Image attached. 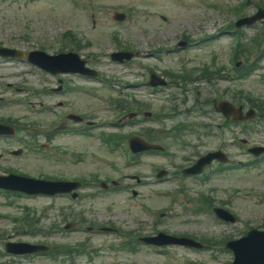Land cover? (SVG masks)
I'll use <instances>...</instances> for the list:
<instances>
[{"label":"rangeland","instance_id":"1","mask_svg":"<svg viewBox=\"0 0 264 264\" xmlns=\"http://www.w3.org/2000/svg\"><path fill=\"white\" fill-rule=\"evenodd\" d=\"M225 1V0H223ZM100 2L109 4V5H130L136 4L141 9V12L136 15V20L134 25L129 27L128 25L120 26L121 30L125 31L127 34V40L131 44L132 47L138 48L141 51L139 55V59L144 61L148 59V62H156L155 66L160 70H170V68L180 70L178 65V54L177 55H162L161 57L167 58L165 61L163 58L155 59L156 55H154V47L159 46L157 44H148L146 42L147 38H153L157 40V43H160V46L167 44L172 39L179 37L184 31L189 33L190 40L192 41L189 51L191 53L195 52H203V57L200 60H196L195 63H201L204 60H207L209 57V49L216 48L218 45H222L223 51L218 52V59H221L223 63H225L226 52H227V43L228 36L225 38H209V42H197L193 43V39L198 37L200 34L208 32L209 30H213L214 26L211 22H204L200 28L196 27L193 23V26L189 29L187 23L191 21L193 18L188 15L187 8L180 3H176V0H100ZM251 2H260L259 0H251ZM78 0H0V41L5 42L6 44L20 46V47H34L40 46L44 47L48 52H52L58 48V43L54 39L55 34L57 32H63L67 29H73L75 32H81L85 35L88 34L89 38L93 39L96 43L93 44L89 48H83L84 52H96V54L100 55L101 52H105L108 50L107 41L105 38V34L107 30L111 27L116 26L117 24L113 23V21L109 20L107 16L98 14V25L96 28H90L89 21L85 13L79 10ZM252 6L248 8L251 10ZM184 11L186 13V18L184 20L177 19V11ZM158 14L165 15L167 17V21L164 23L160 20ZM109 17V16H108ZM233 16H222L220 19V23L226 24L227 21H230ZM155 22V23H154ZM219 23V22H217ZM147 26V31H136L135 26ZM217 27V26H216ZM147 34L145 37H140L139 35ZM153 40V39H152ZM201 48V49H198ZM149 49V50H148ZM145 54H149V56H145ZM160 56V53H159ZM100 65L103 69H106L105 64H97ZM137 65H141L139 60L131 63L129 68H123L122 71L131 75L133 71H137L138 74L141 73L137 69ZM143 67V65H141ZM109 67H115L110 65ZM124 67V66H119ZM170 67V68H169ZM110 70V68H108ZM1 74H5V70L0 68ZM144 72V71H143ZM12 77V75H11ZM257 77V76H255ZM255 77L247 78L242 84L251 88L255 94L264 97V84L260 83L259 80ZM8 76H5L7 79ZM10 80H14L11 78ZM78 82H83L82 80H78ZM223 85L227 83L222 82ZM29 84H21L24 88V91H27ZM240 88H243V85H240ZM17 96L28 98L27 94L24 92L18 93ZM50 98L49 96H47ZM64 98L69 99V107L75 108L77 110H89L91 109L93 112L98 111L101 108L95 107L96 101L93 99H89L85 96H82L78 93H66L63 95ZM148 98V97H147ZM149 99V98H148ZM150 100V99H149ZM90 102L92 104L84 105L85 102ZM25 107L21 105L18 107L13 103L3 102L0 104V114L3 111L11 112L16 111V116L23 115L25 111ZM39 111L35 114L28 115L27 121L34 120L38 117ZM34 128L40 131H45L48 127L44 129H39V127L34 126ZM246 139H251L252 142H256L260 140L261 136H255L252 134H244L243 136ZM38 140H44L43 135L38 136ZM215 139H213L212 143ZM64 143L60 141L59 138H56L52 141V144L58 145L61 148V151L66 152L65 155L67 157L64 161H55V160H47L43 157L36 156L34 152L30 151L28 153H24L21 156L14 157L12 155H4L0 156V161L6 163L7 165L12 164L13 166H20L24 169L28 170L31 174H36V172L43 173H53L55 175H68L72 176L74 174L78 175H88V171L92 170L100 174H105L107 176H111L115 178V173L109 171L104 165L101 164L100 159H96L95 151H100V146L93 140L90 142L87 139L79 140V143H74L73 141H65ZM171 146L172 149L177 148L178 154L184 153L177 145H174V141L171 139H164V141ZM211 143V145H212ZM82 147H79V146ZM79 147V148H77ZM80 150H85L86 154L84 156V162L70 164L68 163V156L76 154ZM227 150L233 152L235 157L245 158V156L237 153L238 148L234 145H229ZM69 151H75L74 153H67ZM94 155L91 156L90 154ZM157 160V157L154 155L145 156L141 158V163L139 165L132 166V168L123 167V171L128 173L127 170L131 169L133 173L140 172L145 173L147 170H151L152 163ZM110 172V173H109ZM224 174H216L214 177L205 183H200L194 179H186L185 183L189 188V193H192L195 188L198 190H205L207 186L216 182L224 184L223 182L227 181L231 184H235L241 186L244 190L252 189L251 192L247 195H244V192H239L236 194V198L230 206L235 209L238 213H240L244 218L247 219L248 223L251 222H261L264 221V204L258 206V201L254 197L256 190L259 193L264 195V172L258 168L248 167L244 168L242 171H237L232 174L224 176L227 180L219 178ZM102 179L103 177L100 176ZM177 184V181H176ZM148 186H143L142 189ZM163 187L173 188L174 182H167V185H163ZM262 192H261V191ZM155 192L149 193L146 196H140L138 199L133 201H128L124 198L123 194L116 192H99L93 199H88L80 204H74L72 207H65L60 213V209L58 208L59 204L66 203L65 198H56L52 201L50 209L47 211V215L41 217L43 212L46 210L44 208L46 205H49L50 200L45 198H31V199H16L13 197L11 199V205L9 202H3L2 197H0V210H6L13 214H19L22 211V207L29 206L32 211V218L36 219L37 229L41 232L47 231L50 222L58 223L62 222L64 219L63 212H70L74 215H77L80 211H83L85 208V217L87 218L86 224L89 222H97V221H111L114 223H121L123 228L126 230H139L142 234L151 232L154 227H160L162 223H153L151 221L150 216L145 215L142 209L140 208L141 202L147 200L146 198H150L149 200L155 199ZM251 195V196H250ZM160 199H167L164 195L159 196ZM164 203V201H162ZM159 203V204H162ZM117 204V205H116ZM158 205V204H156ZM48 206V207H49ZM172 207H176L178 209L176 211L177 214H180L179 210L181 209L180 205L173 203ZM160 208H164V205H160ZM42 211V212H41ZM72 218L71 216L68 218ZM144 220V221H143ZM173 220V221H172ZM209 222V220L207 219ZM161 227L175 230L177 233H189L194 236H199L205 231H207L208 227L204 226H196V225H187L185 223H181V218L178 219L176 216V220L173 218H166L163 221ZM210 223V222H209ZM5 228L10 229L9 223L6 220L2 221ZM189 224V223H188ZM211 225V223H210ZM242 225V224H240ZM215 229L214 227H211ZM218 228V227H216ZM213 230L215 236L218 235V231ZM236 229L232 232L234 234ZM166 233H170L168 230ZM211 232L210 230L207 232ZM42 233H37V236L32 239L41 240L48 243H54V241L73 244L76 240H87V247L91 248L93 245H98L97 236L86 237L82 232H68L62 233L59 229H54L52 232L46 234V236H42ZM135 243V240H132ZM172 249L181 251L180 246L171 247ZM106 252L111 253V251L107 247H102L100 249V255L93 257L92 262L82 263L84 258L80 252H74L75 260L80 261L79 264H103L106 259ZM178 255V253H176ZM109 264H123L121 260L123 258H127L132 260V264H170L168 261H165V256L153 254L148 251L142 244H138V248L130 253H113L110 256ZM57 261L60 259L57 258ZM227 258L224 259L226 261ZM94 261V262H93ZM33 264H57L56 261H47L45 258L36 259Z\"/></svg>","mask_w":264,"mask_h":264}]
</instances>
